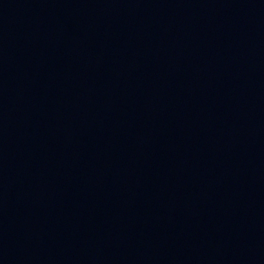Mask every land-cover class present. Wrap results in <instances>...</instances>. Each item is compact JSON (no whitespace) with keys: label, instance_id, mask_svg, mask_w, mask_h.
Segmentation results:
<instances>
[{"label":"water","instance_id":"water-1","mask_svg":"<svg viewBox=\"0 0 264 264\" xmlns=\"http://www.w3.org/2000/svg\"><path fill=\"white\" fill-rule=\"evenodd\" d=\"M0 264H264V0H0Z\"/></svg>","mask_w":264,"mask_h":264}]
</instances>
